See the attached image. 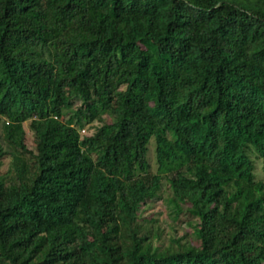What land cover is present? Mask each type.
<instances>
[{
  "label": "trees",
  "instance_id": "16d2710c",
  "mask_svg": "<svg viewBox=\"0 0 264 264\" xmlns=\"http://www.w3.org/2000/svg\"><path fill=\"white\" fill-rule=\"evenodd\" d=\"M0 123V264H264V0H0Z\"/></svg>",
  "mask_w": 264,
  "mask_h": 264
},
{
  "label": "rangeland",
  "instance_id": "374dc122",
  "mask_svg": "<svg viewBox=\"0 0 264 264\" xmlns=\"http://www.w3.org/2000/svg\"><path fill=\"white\" fill-rule=\"evenodd\" d=\"M1 127L2 126H1V123H0V133H1ZM26 130L28 132L27 142L31 145L32 139H33V132L31 131L28 123H26ZM84 133L85 134H89V133H91V130L87 128ZM9 165H10V157H5L2 160V163L0 165V170L3 171V172L6 171L9 168ZM257 168H258V170H260L262 172V174H264V168H263L262 164H259L257 166ZM152 206L154 207V209L159 210L160 208H163V203L161 201H159L157 203H154Z\"/></svg>",
  "mask_w": 264,
  "mask_h": 264
}]
</instances>
